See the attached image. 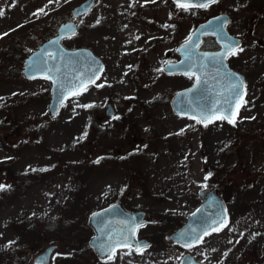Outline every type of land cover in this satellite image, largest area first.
<instances>
[{"label":"rangeland","instance_id":"rangeland-1","mask_svg":"<svg viewBox=\"0 0 264 264\" xmlns=\"http://www.w3.org/2000/svg\"><path fill=\"white\" fill-rule=\"evenodd\" d=\"M83 1L0 0V264H33L51 244L58 245L51 264H182L187 252L206 264H264V46L246 35L262 30L264 41V19L255 26L241 3L255 1L216 6L247 39L233 60L246 76V95L234 124L207 126L166 103L194 79L166 77L161 68L175 56V40L203 19L191 8L183 30L177 22L170 29L148 23L153 13L165 19L169 0H97L64 45L91 48L106 69L49 117L51 82L27 78L23 60ZM109 101L116 116L102 118ZM207 185L221 186L227 225L189 249L165 241ZM116 202L147 212L140 234L152 243L101 262L89 247L88 216ZM49 221L60 229L44 232L40 224Z\"/></svg>","mask_w":264,"mask_h":264},{"label":"water","instance_id":"water-1","mask_svg":"<svg viewBox=\"0 0 264 264\" xmlns=\"http://www.w3.org/2000/svg\"><path fill=\"white\" fill-rule=\"evenodd\" d=\"M95 2L96 0H85L72 10L73 17L78 18L89 12ZM181 2L197 4L207 2V0H181ZM228 18V15L222 14L201 23L191 35L192 44L184 42L178 47L177 52L181 60L168 63L164 67L167 73L195 72V75L200 77L199 83L196 81L191 87L184 88L173 96L170 103L175 113L201 119L203 115L209 114L213 106H216L230 108L235 114L241 98L230 94V85L236 83V77H239L242 82L240 92L243 97L244 78L233 73L225 61L230 52L225 45L231 43L235 47L238 44V41L231 37L225 29ZM76 32L75 22L69 21L61 24L59 34L42 44L24 63L23 72L27 78L50 77L52 98L48 111L51 118L56 117L61 104L72 96L73 91H80L82 84H86V88L94 84L105 68L104 61L90 48L69 49L62 44L63 39L72 37ZM210 33L216 35L217 40L222 44L221 49L217 51L199 50L203 36ZM49 52L55 59L47 55ZM168 65L175 67L167 68ZM54 80L58 83H53ZM60 85H63V89ZM62 92L65 97L63 100H61ZM226 100L229 103H226ZM106 113L114 115L112 105L109 104L106 107ZM199 196L201 198L199 207L187 217L183 225L165 236L168 242L184 247L194 246L206 236L205 232L210 234L220 222L227 221L226 205L218 186L200 189ZM145 217V211H127L121 203H114L91 213L88 224L93 228L94 235L89 240L90 247L100 260L106 261L109 260V254L113 257L118 250L130 247L139 250L148 246L149 241L136 237L138 228L147 222ZM182 234L188 235L182 238ZM125 237H127L126 244ZM193 237L196 238L193 239ZM57 247V245L48 246L34 258V264H51L52 255ZM182 264L206 263L197 261L187 253Z\"/></svg>","mask_w":264,"mask_h":264},{"label":"flooded vegetation","instance_id":"flooded-vegetation-1","mask_svg":"<svg viewBox=\"0 0 264 264\" xmlns=\"http://www.w3.org/2000/svg\"><path fill=\"white\" fill-rule=\"evenodd\" d=\"M221 0H217L216 3H209V6L206 7V8H203V7H198V6H193L195 8H197V10H200V12L203 14V19L200 23H203L205 21H207L208 19L212 18V17H216L220 14H228L226 12H222V11H219V12H216L217 11V8L216 6L219 5L221 2ZM255 1V4L253 5L251 2H241L242 4H244V8L245 10H248V13L245 12L249 18H251V22L257 26V27H260V22H259V19L260 17H263L264 19V15H263V12H264V0H254ZM169 2L171 3V7L168 9V14L167 16L165 17V19L163 21L159 20L156 16H154V13L151 15H149L147 18L145 19H150V21H148V23H151V24H154V25H159L161 27H164L165 29H170L173 27V25H175V22H177L179 24V28H182L183 30V27H182V24L185 23V22H189V19L187 17V14L189 12V8L187 10L183 9V8H180L177 6V3L174 2L173 0H169ZM220 2V3H219ZM240 3V4H241ZM239 5V4H238ZM175 12H178L180 14H182L183 16H180L178 15V20H175L174 15H175ZM244 12V11H243ZM256 14V15H255ZM228 22L226 23V29L227 31L230 33V35L234 38H236L238 41H239V46L236 48V52L235 54H232L230 53L227 57V63L228 65L230 66V68L232 70H234L235 72H239L241 74L244 75L245 77V80H246V76L245 74L239 70L238 67H236L234 64H233V60L236 56H239L242 52H240L239 49H241V47H243V45L245 44V41L247 40H244L243 36H238L236 35L234 32H232L230 29H229V25L232 21V16L230 14H228ZM198 23V24H200ZM190 24V23H189ZM197 25V24H196ZM192 25L189 26V28H191ZM196 28V26L193 27V30ZM57 29H58V26L56 28V32L53 33L51 36L47 37L46 39H44L42 42H40L39 46L33 50L32 52H30L23 60V66H24V63H25V60L28 58L29 55H31L34 51H36L40 45L42 43H44L45 41H47L48 39L52 38L53 36H55L57 34ZM179 30V29H178ZM192 30V31H193ZM175 30H173L174 32ZM192 31L190 33H192ZM263 34V31H259L258 29L256 30H252V32H247L246 35L252 40V42H256V43H259L261 44L262 46H264V41L262 40V35ZM190 36V34H189ZM188 36V37H189ZM187 37V38H188ZM186 38V39H187ZM174 40V39H173ZM175 41H177V43H175ZM175 41H173V43H175L176 45H179L180 43H182L183 41H185V39H181V37L177 38ZM222 47L221 43L217 40V37L216 35L214 34H208V35H205L203 37V41L200 45V50H204V51H217L219 50L220 48ZM10 55V54H9ZM179 60V56L177 55V53H175V56L172 57L170 54L167 56V59L165 61V63L167 62H174V61H177ZM164 63V64H165ZM164 66V65H163ZM163 66L161 69H163ZM105 69H106V64H105ZM23 71V70H22ZM162 71V70H161ZM162 75L166 76V77H179L180 75H183V74H166L164 73L163 71L161 72ZM187 78H194V81H196V77L194 75H191V74H185L183 75ZM112 104L111 101H109L107 104H106V107L108 104ZM138 107L142 110H144L141 102H138ZM116 109V108H115ZM100 116L103 118L104 116L107 117V118H113L116 116V114L114 116H110V115H107V113L105 114H101L100 113ZM104 117V118H105ZM129 147V146H128ZM130 148V147H129ZM138 237L139 238H144L142 235H139L138 234Z\"/></svg>","mask_w":264,"mask_h":264},{"label":"snow or ice","instance_id":"snow-or-ice-1","mask_svg":"<svg viewBox=\"0 0 264 264\" xmlns=\"http://www.w3.org/2000/svg\"><path fill=\"white\" fill-rule=\"evenodd\" d=\"M216 2H217V0H207V2H199L196 5H193L191 3H184V2H181V0H177V6L187 10L188 8L193 7V6L206 8V7L209 6V3H216ZM3 14H4L3 10H0V15H3ZM69 31H71L70 28H69ZM192 42H193L192 37H189L188 40L186 41V44H192ZM53 43H55V42H53ZM225 47H227L232 54H235L236 49L231 45V43L226 44ZM239 50L242 51V49H239ZM47 55L49 57L55 59V57H52V53L49 52V53H47ZM181 63L183 64L184 62H181ZM174 67L175 66H173V65H168L167 66V68H174ZM161 70L163 71V70H166V69H161ZM49 71H50V69H49ZM191 75H195V72H192ZM46 78H50V77H46ZM96 78H98V77H96ZM196 79H197V83H199L200 82V77L197 76ZM236 81H237L236 83H233V84L230 85V94L233 97H240L241 98V102H243L242 95H241V92H240V89L242 88V82L240 81L239 77H236ZM53 83H58V81L54 80ZM60 88L63 89V85H60ZM81 90H86V84H82L81 85ZM72 95H74V96L80 95V91H73ZM64 98L65 97H64L63 92H62L61 100H63ZM226 103H229V101L226 100ZM84 107H88V105H84ZM238 107H239V105H237V110H238ZM193 118L195 119V117H193ZM213 119L227 120L229 123H233L234 124L235 123V114L231 111L230 108L213 106L209 110V114L208 115H203L201 119L197 120V123H203L205 126H207V124L211 123L213 121ZM3 187H4L3 185H0V189H2ZM226 225H227V221L224 220V221L220 222V224L217 227H215L213 230L214 231H219L223 227H225ZM204 234L207 235L208 233L205 232ZM186 235H188V234H182V238L184 236H186ZM195 238L196 237H193V239H195ZM126 242H127V237H125V244H126ZM189 246H191V245H189ZM108 258L112 259V255L109 254Z\"/></svg>","mask_w":264,"mask_h":264},{"label":"trees","instance_id":"trees-1","mask_svg":"<svg viewBox=\"0 0 264 264\" xmlns=\"http://www.w3.org/2000/svg\"><path fill=\"white\" fill-rule=\"evenodd\" d=\"M183 14V13H182ZM182 14H180V13H178V12H175V15H174V17L173 18H175V20H177L178 19V15H180V16H183ZM192 25H195V23H192ZM158 101V100H157ZM40 226H44L45 227V231L44 232H47V233H50V232H56L57 231V229L59 228L60 229V225L58 224V227L56 228V227H54V222H52V221H49V222H47V224L45 225V224H40ZM66 225L64 224L63 226H61V227H65ZM67 226H70V227H72V223H70V225H67ZM23 227V226H22ZM56 228V229H55ZM65 229V228H64ZM53 230V231H52ZM28 231L29 232H33V231H35V232H39L38 231V229H34L33 227H31V226H29L28 227ZM61 231L62 230H60V235H61ZM44 232H39V233H41V235H42V233H44ZM39 233H37V236L41 239V237L39 236ZM35 242H38V241H35Z\"/></svg>","mask_w":264,"mask_h":264}]
</instances>
